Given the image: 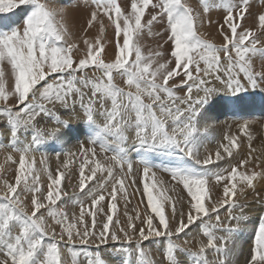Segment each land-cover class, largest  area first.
Segmentation results:
<instances>
[{
  "label": "snow or ice",
  "instance_id": "6c2138e0",
  "mask_svg": "<svg viewBox=\"0 0 264 264\" xmlns=\"http://www.w3.org/2000/svg\"><path fill=\"white\" fill-rule=\"evenodd\" d=\"M26 5H31L30 12L24 7ZM250 8V0H229L222 22H217L223 41L217 46L198 33L196 20L199 14L184 0H127L123 7L116 0H98L96 10L90 12L88 27L94 26L100 12H103L114 25L118 38L114 59L105 62L101 56L104 48L99 40L96 45L85 40L86 55L78 60H74L72 54L78 45L57 44L65 41L68 32L63 23L65 10L57 7L56 0H0V14L27 13L20 25L7 32L0 31V101L5 102L0 107V113L6 116V120L2 121L5 126H10V147L20 153L14 182L5 180L6 190L0 194V264H64L62 249L72 251L76 247L84 250L87 264H106L98 254L93 260L87 250L99 249L110 242L126 244L127 247L122 250L129 255L138 254L140 264H157L154 260L145 259L144 248L145 242L151 244L157 238L167 240V264H180L174 253L190 250L175 243L174 237L178 239L192 228H199L200 224H204L209 238L206 245L191 254L204 258V264H208L205 251L211 248L223 256L218 264H230L231 249L228 245L230 234L236 229L225 224L219 212L226 208L229 221H242L245 218L244 206L234 199L237 182L253 187V181L257 177L264 178V172L252 171L249 174L248 171H240L249 162L247 159L240 160L227 175L211 171L207 166L222 160L221 152L216 151L215 161L211 155L201 159L195 144L201 131L198 127L200 111L221 90L215 86L216 82L223 85V90L233 93L246 90L249 86L254 89L264 85V71L254 70L252 60L257 54L264 60V45L257 47L261 44L260 40L251 28L244 26V21L251 15ZM208 11L205 5L204 12ZM258 21L260 28L264 29V12L258 16ZM3 23V18H0V24ZM100 25L103 32V21ZM154 25L163 29L154 34L161 37L163 43L159 44V50L145 55L140 38L145 29L152 36ZM121 35L122 44L119 42ZM165 45L169 48L166 49ZM5 62L11 66L14 75L12 92L5 88ZM86 69L101 71L106 82L102 79L92 82L84 74ZM114 72L126 77L128 91L113 82ZM89 86L90 95L84 91ZM132 88H135L134 92ZM177 92L183 94L177 95ZM144 96L151 102L145 103ZM108 99L111 100L110 108L105 104ZM46 103L59 104L65 112H74L79 106L83 109L84 120L93 127V146L81 143L78 148L83 157L79 165V188L81 192L89 188L86 195L91 199V207L86 210L81 204L79 214L73 213L71 218L66 211L56 208L57 201L68 195L61 192L65 172L57 168L53 174L46 159L40 161L49 180L47 195L44 196L34 168L35 161L28 163L27 160L31 151L44 142L56 139L70 123V120L61 119L60 115L50 111ZM130 112L135 113L134 118L129 115ZM97 114L104 117L102 129L97 126ZM43 116L53 117L57 127L47 130L37 128V118ZM169 122L171 132L168 130ZM133 127L140 148L152 151L159 145L175 149L181 160H191L199 165L198 168L181 165L167 169L172 181L182 185L187 192L186 211L181 206L177 212L176 201L165 194L167 190L154 194L157 189V182L153 179L156 173L146 160L142 161V190L136 177L128 179L127 183L126 175L116 178L114 169L119 167L123 171L127 155L120 144L127 140L126 130ZM211 127L206 124L203 131L207 132ZM21 130L25 134L31 131L30 140L22 146L19 140ZM247 131V125H242L241 132ZM102 133L113 139L101 143V152L106 153L109 144L117 145L118 149H114L115 155L107 158L110 161L107 164L95 159L97 152L94 145ZM225 139L228 143L222 144L221 148L231 157L232 150L238 147V140L236 136H225ZM0 147L3 145L0 144ZM74 155L72 152L66 154L65 168ZM8 158L12 159L11 156ZM86 165L90 174H85ZM132 169V163H127L128 174L132 173ZM98 171L107 172V176L89 187L86 182L96 180ZM213 178L216 185L224 182L223 198L216 201L211 199L213 188L210 181ZM110 182L112 187L108 191ZM133 185L136 186L134 192H139L142 199L146 198L145 207L150 212L144 215L139 212L135 216L127 214L130 196L127 188ZM118 198L125 202L127 219L123 225L119 216L114 220V214L118 212ZM206 200L209 206H206ZM257 203L264 206V198H259ZM166 204H170V216H166ZM237 208L239 213L234 214ZM46 215L60 227L59 233L55 228L48 230ZM212 215L215 216L212 228L229 235L216 237L207 231L205 218L210 219ZM86 216L91 218L90 224ZM110 225L119 227L112 231ZM133 244L134 248L131 247ZM72 264H77L75 257ZM247 264H264V216L260 217L255 231Z\"/></svg>",
  "mask_w": 264,
  "mask_h": 264
},
{
  "label": "rangeland",
  "instance_id": "374dc122",
  "mask_svg": "<svg viewBox=\"0 0 264 264\" xmlns=\"http://www.w3.org/2000/svg\"><path fill=\"white\" fill-rule=\"evenodd\" d=\"M58 1L70 2L72 0H56V2ZM76 2L79 4L80 9L75 13V15H85L94 7V0H76ZM254 5L259 6L260 2H255ZM24 7H27L29 12L31 11V5H26ZM6 15L10 16L12 20L9 21L8 19L3 18L4 23L0 24V31L3 32H5L3 27L9 28L10 26L20 25L22 23L20 16L25 18L27 13L16 15H12L11 13L5 15L1 14L0 18L2 16L7 17ZM154 26L156 27V30L153 32V34L160 32L157 25ZM50 42L52 41H49V43ZM120 42L122 43V40H120ZM141 46L143 52L144 47L143 45ZM5 67L8 69L6 78L8 86L6 91L12 92L14 91L15 86L14 75L12 74L11 66L6 62L3 65V68ZM86 71L91 72V74L88 75ZM84 74L87 75V77L92 82H97L98 79H102L104 82H106V79L103 78L101 71L86 69ZM78 75H80V73H78ZM113 75L117 78L120 86L117 84L116 85L128 91V86L125 83L126 77H122L115 72ZM216 84L215 86L221 90L213 95L211 99L203 105L200 111V123L198 127H200L201 131L196 138L195 144L200 158L203 159L206 156L211 155L215 161V153L219 150L223 156V159L219 162L208 165L207 168L211 171L222 172L227 175L233 166L238 165L240 160L247 159L249 162L247 165L240 168V171H248L249 174H251L252 171L264 172V92L259 91L258 89L247 87L246 90L233 93L228 90H223V85H221L219 82H216ZM84 91L90 95L91 86H89L87 89H84ZM131 91L134 92L135 88H132ZM182 94L183 92H178L177 95ZM143 99L145 103L151 102L147 96H144ZM1 104L2 102L0 101V107H2ZM105 104L106 107L110 108L111 100H106ZM46 106L55 115H60L61 119L70 120V123L67 127L61 130L59 136L56 139L44 142L34 151H31L27 156V160L28 163H32L33 160L35 161L34 168L38 174L39 184L42 186V192L44 196L47 195V185L49 180L47 172L44 171V167L40 163L41 159H46L48 168L53 172V174H55L57 168L65 172V178L61 185V192H66L68 195L62 196L61 200L57 201L56 208L57 210L63 209L69 214V217L71 218L73 213L76 215L79 214L81 204L85 206L86 210L91 207V199L86 195L89 188H85L83 192H81L79 188V165L82 162L83 157L79 153L78 148L81 143H84L87 147L93 146L91 144L93 127L84 120L83 109H81L79 106H77L74 112H65L64 109L59 106V104L53 105L51 103H46ZM156 112L157 115H159L158 108L156 109ZM129 115L134 118L135 113L130 112ZM4 120H6V116L0 113V143H4L3 148L0 147V194L6 190L5 180L14 182L15 172L19 166L18 155H20L19 152L13 150L10 147V126H5V124L2 122ZM96 121L97 126L102 129L103 123L105 122L104 117L97 114ZM55 124V119L49 116H43V118L38 117L36 122L37 128L42 130L57 127V124ZM206 124H210L212 127L209 128L207 132H204L203 127ZM245 124L248 128L246 133L241 132V126ZM168 130L171 132L170 122L168 124ZM125 135L127 140L120 144V147H123L127 153L125 166L123 171H121L119 167L114 169L116 178L126 175L127 183L128 179L136 177L139 187L142 190L141 172L144 167L142 161L146 160L152 167V171L156 173L155 177L153 178L157 182V189L154 190V194H156L158 191L167 190L165 194L176 201L177 212L181 210V206H183L184 210L186 211L189 199L187 192L183 189L182 185H177L172 181L171 173L167 169L181 165L198 168L199 165H195V163L191 160H181L177 150L175 149H169L159 145L156 146L152 151H148L146 148H140L139 142L136 139V130L134 127L127 129ZM225 136H236L238 140V147L232 150L231 157L224 153L223 149L221 148L222 144L228 143V141L225 139ZM30 137L31 131L25 134L23 130H21L19 133L21 146L26 140H30ZM112 139V137H107L102 133L96 145H94L97 152L95 159L99 160L102 164H107L110 162L107 158H110L116 154L114 149L118 151L117 145L109 144L108 151L106 153L101 152V143L111 141ZM68 152L75 153V155L68 163V167L65 168L63 165L67 160L66 154ZM9 156L12 157L11 160L8 158ZM127 163H132L133 165L131 174H128L127 172ZM85 174H90L87 165L85 166ZM106 176L107 172L98 171L96 180L86 183L89 185V187H93L97 181H102ZM223 184L224 182L221 181L219 185H216L214 178L210 181V186L213 188V191L211 192L212 201H216L218 198H223ZM253 185V187H248L242 182H237L236 196L234 199L239 204L244 206L245 218L242 221L239 223L235 220L229 221L228 210L226 208H222L219 212L221 220L225 224L236 229L230 234L231 240L228 245V247L231 249V255L229 257L230 264H247L248 260H250L254 234L258 228V224L260 223V217L264 216V209L262 205L257 203L259 198H264V178L257 177L253 181ZM111 187L112 184L110 182L107 185V190L110 191ZM135 187L136 186L133 185L127 188L128 193H130L129 203L126 206L127 214L135 216V214L139 212L141 215H144L146 212H150V209H146L145 207L146 198L142 199L139 192H134ZM205 203L206 206H209V202L207 200ZM97 207H99V205ZM124 213L125 202L123 199L118 198V212L114 214V220L117 218V216H119L121 225H123L127 219ZM165 213L166 216L171 215L170 204L165 205ZM238 213L239 208L234 210V214ZM99 218L100 214H98L97 217L98 222ZM85 219L89 222V224L91 223L90 217L86 216ZM46 221L49 231H51L52 228H55L57 233H59L60 227L54 223L52 218H49L46 215ZM155 222L156 221L154 220V223ZM135 223L139 225L138 220H136ZM205 223L208 225L207 231L212 232L216 237H224L229 235L220 229L212 228L211 225L215 223L214 215H212L210 219L205 218ZM117 227L119 226L113 227L110 225V229L112 231L117 230ZM174 227L175 225H173V228ZM208 238L209 237L205 234L204 224H200L199 228L194 227L190 231H187L186 235L181 234L178 239L174 237L175 243L180 244L182 248H187L190 250L189 252L177 250L174 253L177 259L180 261V264H204V258L194 256L191 253L198 252L202 246L206 245ZM121 240H123V237H121ZM78 243L79 242L77 241V244ZM89 243L91 244L93 241H89ZM217 243H220V241L217 240ZM166 245L167 240L164 238H157L153 240L151 244L145 242V259L154 260L157 262V264H167L165 256ZM124 247H127V245L123 243L110 242L108 245L101 246L99 249L91 248L87 251L92 254L93 260L98 254L100 257H102L106 264H129V262H131V264H140V258L138 254L132 253L129 255L122 250ZM131 247L134 248L135 245L133 244ZM62 254L64 264H72L74 257L77 261V264H87V261L84 258V250L79 247L74 248L72 251L62 249ZM205 258L208 264H218V260L222 259L223 256L220 253H217L214 249L207 248L205 251Z\"/></svg>",
  "mask_w": 264,
  "mask_h": 264
},
{
  "label": "bare ground",
  "instance_id": "6f19581e",
  "mask_svg": "<svg viewBox=\"0 0 264 264\" xmlns=\"http://www.w3.org/2000/svg\"><path fill=\"white\" fill-rule=\"evenodd\" d=\"M97 2H98V0H94V7L91 11L96 10ZM104 2H107V0H104ZM116 2L120 3L121 6L123 7L124 4L127 2V0H116ZM184 2L189 4V6H191L194 9V11L199 14L198 18L196 20V29H197L198 33L202 36V38L213 43V44H215V45H217V46L221 45L223 43V41H222V37L218 31L217 22L218 21L222 22V19H223L224 15L226 14L227 5H228L229 0H184ZM234 2H235V0H234ZM255 2H260V5L259 6L254 5ZM250 4H251V8H250L251 15H249L247 17V19L244 21V26L247 28H251L255 32L257 38L261 42V44H258L257 47H260L261 45H264V34H262V33H264V29H261L259 26L258 16L261 14V12H264V0H250ZM56 5H57V7L65 10L63 23H64L65 27L67 28V32H68V35L65 36V41L64 42H57V44L59 45L61 43H73V44L78 45V48L73 49L72 54H73L74 60H78L79 58L86 55L87 45L84 43L85 40H87L89 43H92L93 45H96V41L99 40L100 45H103V48H104V51L101 53V56L105 60V62H110L112 59H114V51H115L116 44H117V37L115 35L114 25H112L110 23L107 15L103 14V12H100L98 21L95 22L94 26L89 28L87 25V21H88V19H90V12L91 11L85 15H75V13L80 9V6L76 2V0H72L70 2L58 1V2H56ZM205 5H207V7L209 9L208 12H204ZM128 10L130 11V3H128ZM113 16H114V12H113ZM1 18L11 19L10 16H7V17L2 16ZM20 18H21V20L24 19V17H22V16H20ZM145 18L146 19L148 18L147 11H146ZM58 19H59V17H58ZM100 21L104 22L103 23V28H104L103 32H101V30H100V28H101ZM209 21H211V23ZM19 22H20V20H19ZM13 27H16V26H10L9 28L3 27V29L5 30V32H7ZM157 27L160 31L163 30L159 25H157ZM155 30H156V27L153 26L152 31L155 32ZM154 34L152 36H149L147 33V30L145 29L142 36H141L140 44L143 45V47H144L143 53L145 55L149 51L154 52V51L159 50V48H158L159 44L163 43V39H161V37H158ZM164 39H166V37H164ZM120 40H122V35L119 38V42H120ZM50 43H53V41ZM165 48L168 49L169 46L165 45ZM221 56H222V53H221ZM252 60H253L254 70L264 71V60L261 59L259 54L253 56ZM161 62H163V61H161ZM5 66H7V65H5ZM201 67H203V63L201 64ZM7 71H8V69H7V67H5L4 68V73H5L4 80H5L6 90H7V86H8L7 85V79H6L7 78ZM86 73L88 75L91 74V72H88V71H86ZM103 78H105V77H103ZM113 82L115 84L119 85L118 80L115 76H114ZM170 84H171V81H170ZM254 89H258L259 91L264 92V85L257 87V88H254ZM177 94H178V92H177ZM1 102H2L1 105L3 106L5 104V102L4 101H1ZM247 111H249V110H247ZM0 138H1V134H0ZM5 145H4V147H5ZM6 148H7V146H6ZM39 151H41V150H39ZM262 207L264 209V206H262ZM234 246H235V244H234ZM114 260H115V258H114Z\"/></svg>",
  "mask_w": 264,
  "mask_h": 264
},
{
  "label": "flooded vegetation",
  "instance_id": "af4514ba",
  "mask_svg": "<svg viewBox=\"0 0 264 264\" xmlns=\"http://www.w3.org/2000/svg\"><path fill=\"white\" fill-rule=\"evenodd\" d=\"M9 21H11L12 20V18L11 19H8Z\"/></svg>",
  "mask_w": 264,
  "mask_h": 264
}]
</instances>
